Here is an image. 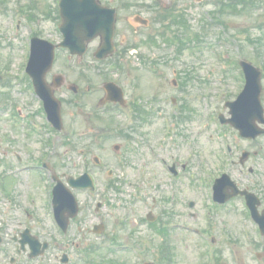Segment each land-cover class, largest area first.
<instances>
[{
    "label": "rangeland",
    "instance_id": "rangeland-1",
    "mask_svg": "<svg viewBox=\"0 0 264 264\" xmlns=\"http://www.w3.org/2000/svg\"><path fill=\"white\" fill-rule=\"evenodd\" d=\"M234 1L235 5L229 3L230 0H201L199 3H195V0H124V3H129L132 7L128 11L119 12V42H138L140 52L159 60L167 82L162 84L161 80L162 85L158 91L159 79L155 76L156 72L150 75L142 73L141 76H145L140 79V88H134L132 78L136 75L138 63L132 55L133 49H129L130 57L127 59L131 69L123 75L120 83L125 85L129 100L139 98L138 94H142L140 104L146 111H150V121L147 117L146 120L135 123L133 128L126 127L129 124L127 120L130 119L125 121L124 116L119 113V116H115V128L119 134L111 135L99 143L100 134L93 132L90 136L89 127L92 123L86 118L87 109H79L80 114L70 121L75 125L74 140L70 143L74 147H71L66 144L68 141L65 137L70 120L67 116L69 111L66 110L64 128L58 137L52 139L47 155L52 151L55 160H59L60 173L76 175L82 171L95 172L98 178L97 199L101 198L106 203L96 213L95 200L85 203L88 194L75 192L85 208L76 224H73L72 230L75 241L79 244L74 250L76 264H142L144 261L166 264L169 246L172 264H215L212 259L215 245L219 256L218 264H264V255L261 259L256 256L257 253H264V237L261 238L254 227L249 226L247 232L243 228L247 221L240 198L230 200L227 203L228 210L212 208L211 205V212L206 214L209 202L207 189L202 185L206 173L217 175L224 168L231 179L243 187L252 188L264 198V152L259 150V143L264 144V137L256 141L241 138L234 128L229 125L220 127L217 119L212 118V115L216 117L217 112L228 116V108L224 105L228 99L224 97L221 99L223 102H220V97L226 94L230 100L235 98L242 83L236 66L239 59L249 60L261 69L263 79L260 98L264 103V0H244L246 3ZM101 2L107 4L108 1ZM55 5L56 0H0V96L7 91L11 93L12 100L20 101L22 98L21 94L16 93L17 88L9 87L8 81L21 80L23 52L27 45L25 35L37 29L49 39H59L55 29L58 23ZM221 5L223 8L219 10ZM20 8H24L23 13ZM165 11L172 12L174 16L184 14L188 27H178L170 20L162 23L153 20L157 13ZM28 12L33 14L32 20L27 17ZM139 12L149 19V25L138 27L140 31L136 34L132 32V28L137 23L133 22L130 29L125 28V25L128 24L127 18ZM18 23L17 29L15 26ZM164 23L168 27H164ZM162 29L165 31V38H170L171 42L160 35ZM149 34L155 37L157 45L141 42ZM182 34L186 45L179 52L178 41L172 39ZM221 52L226 54L225 58L220 57ZM62 58L60 56L55 60L51 72L68 70ZM225 59L230 61L228 68L222 71L219 60L227 63ZM80 62L81 60L74 59L70 61L68 71L71 74L67 80H73L78 73L81 74ZM100 78L97 71L92 72L94 84L100 82ZM83 84L79 85L83 87ZM221 84L225 89L220 88ZM154 93L159 94L163 100L157 102L155 107L148 100ZM64 95L58 93V96ZM97 95L92 94L93 100ZM171 98L175 99V103ZM183 104L186 110H181ZM154 108L155 112L151 111ZM164 115L166 119L162 118ZM4 118H0V152L7 146L1 136L9 127ZM168 120L172 123V128L163 142L162 133ZM100 125L105 127L103 123ZM7 132L18 141L13 150L21 155L24 154L21 142L34 154L37 150L44 149L41 138L36 135L26 136L19 129L17 134ZM121 133L129 137H124ZM134 139L147 142L137 145ZM147 143L153 144L168 162H177V169H181L180 165L185 163L186 170L176 179L170 180L171 176L166 170L149 157ZM114 144L120 145V156L113 152ZM227 145L232 148V152L227 150ZM191 149L193 152L189 153ZM244 150L249 151V157L241 166L238 159ZM80 152H86L85 156ZM96 153L103 156L106 169L114 170L113 181L118 189L106 185V175L101 172L105 169L100 171L94 167L91 158ZM119 157L125 162L122 166L119 164ZM232 159L235 164L230 163ZM5 164L6 157L0 154V175L7 169ZM250 167L253 173L249 171ZM212 178L209 174L207 181ZM15 180L26 183L31 180V176L22 173ZM9 186H12L11 180ZM190 201L193 202L192 206H189ZM38 203H43V198ZM148 211H153L157 216L153 222L145 218ZM10 213L14 214L13 210L7 209L6 200L0 198V223L7 222L5 218ZM100 215L106 219L105 229L96 234L91 229L94 223H98ZM33 219L31 224L46 221L40 209H37ZM161 221H178L185 227L169 230L166 236L155 230L154 225L159 226ZM79 225L81 232L77 230ZM190 227L207 229L217 243L213 247L208 245L207 241L188 229ZM39 235L45 239L46 233ZM55 236L57 235L54 233ZM112 239L126 246L135 245L143 256L134 254L128 248L99 247ZM90 245L95 246L87 254L89 261H85V250Z\"/></svg>",
    "mask_w": 264,
    "mask_h": 264
},
{
    "label": "flooded vegetation",
    "instance_id": "flooded-vegetation-1",
    "mask_svg": "<svg viewBox=\"0 0 264 264\" xmlns=\"http://www.w3.org/2000/svg\"><path fill=\"white\" fill-rule=\"evenodd\" d=\"M117 12L119 14V4H117ZM123 10V9H122ZM119 42V23H118V30L116 35V42ZM99 38H95L93 41V44H98ZM126 50V42H120V47L118 43V48L115 49V52L110 57L105 58L104 60L100 61L102 62V68L105 70L112 71L111 76L103 78L99 83H96L94 87L93 86V80H92V67L97 65L96 71L101 72L103 71L102 68H100V65L98 61H95L92 59L91 55H88V61L87 64L83 66L84 69V75L82 76L84 79L88 78L89 84L85 86V92H93L96 89L101 88L100 90V97L97 98V100L100 102L101 99L105 98L106 92L103 88L104 84L106 82L112 81L116 83L119 86V68H122V66H119L120 64H123L124 62V54ZM138 58L140 60H145L146 57L144 55H138ZM93 63V64H92ZM65 68V67H63ZM96 68V67H95ZM66 69V68H65ZM62 74L63 83L60 87L54 88L52 84H50V87L52 89L53 94L56 96L58 93H64L66 94V99H62L61 101L64 103V107H68L70 103L74 102L76 99V94L74 92H71L69 89V82L67 79L70 77V72L67 70H60L57 72H51L49 71L46 75V79L48 82H50L54 75ZM81 78V77H80ZM74 80V79H73ZM78 80V79H77ZM23 87V90L21 87L12 86V88L19 89L16 93L21 94L22 98L20 102H17L16 105L9 104L7 107V113L8 115V121H11L9 125L8 131L10 133L17 134L18 132V122L23 121L25 124V128L21 129H27L29 131L30 135H33L35 133L36 128H43L44 125V110L42 106L41 100L37 97V95L32 90L31 82H24L20 83ZM20 85V86H21ZM78 92V88H77ZM31 94V95H29ZM68 95V96H67ZM75 96V97H73ZM100 107H95L93 110L92 102H88V105H86V108L89 110L87 112V119L92 123V125L89 128V132L94 131L98 132L100 134L106 132L107 130L100 125V121L102 118L105 117H113L112 113L109 112H97V110L100 108L101 110H106L108 107H112L114 109L119 108V103H112V102H104L102 105H99ZM92 110L94 112H92ZM92 114H94V117L92 118ZM94 120V121H93ZM94 122H97L94 123ZM50 129V128H48ZM52 130V129H51ZM20 142V141H19ZM6 143H7V150L6 154L9 155V157L15 156V159L17 160L16 165L21 162L22 158L17 152L12 150L15 146H17L18 141L14 138V136L10 135V137H6ZM25 155L27 156V152L24 151ZM30 155V154H29ZM44 157L46 160L43 162L40 161L39 163L31 162L32 165L35 167H43V163H45L46 166V172L45 174L34 172L32 173L31 180L28 183H22L21 181L14 180L13 181V187L6 186L4 188V196L6 197L7 201V209L13 210V213H10L7 216V222L5 224H2L0 226V238H1V245L4 243V249L0 251V264H32L31 262L34 260L42 259L44 258L46 253H51L54 259H59V255L66 254L67 255V262L66 264H71L70 260L72 259V255L70 252V249L72 250L73 246L75 245L74 240H68L67 242H58L53 241L49 244L48 249L43 253L42 256L31 258L29 256V250H28V244L26 241V238L21 235L23 232H29L33 235L38 236V234L42 233H50L52 230V225H50L49 220L47 216L50 214L49 206L47 203H43L41 205H34L32 209L35 211L30 214L33 215L36 213L37 209H40L43 213V215L46 218V221L41 222H35L31 225H23L22 220L20 219V212L19 208L21 205L28 203L29 198L31 197L32 202L34 201L32 198L37 199L43 197V194L45 198L49 201L51 200L52 195V187L54 185V182L50 179L46 180V175L51 176L52 174H55L56 176L60 177L62 176L65 178L67 175L66 173L60 174L59 173V163L55 162V157L52 153L46 155ZM12 159H7V164L9 166H12ZM36 164V165H35ZM46 183V184H45ZM17 185L21 188H16ZM248 189L247 187H245ZM249 190V189H248ZM260 200V207L259 209L262 211L264 210V198L260 195L256 194ZM34 201V202H35ZM17 215V216H16ZM40 221V220H38ZM21 242H23V245H21ZM56 250V251H55ZM3 260V261H2ZM59 263V261L57 260ZM63 264V263H59Z\"/></svg>",
    "mask_w": 264,
    "mask_h": 264
},
{
    "label": "water",
    "instance_id": "water-1",
    "mask_svg": "<svg viewBox=\"0 0 264 264\" xmlns=\"http://www.w3.org/2000/svg\"><path fill=\"white\" fill-rule=\"evenodd\" d=\"M69 6L72 8L70 11H68ZM61 11L63 17L62 28L66 32V40L62 44L69 46L73 51L81 53L85 47L84 41L91 39L96 33H101L104 40L102 49L105 50L111 47L114 21L113 9L99 6L95 0H68V3L63 5ZM40 42L37 41L36 46H34L30 62L31 72L33 71L34 73L39 70H45L50 66L52 61L51 45ZM41 67L43 68L40 69ZM246 72L248 82L243 95L250 93L251 101L249 104L251 108L249 111L244 112L243 115L239 112L232 111V123L241 129V133L248 135L251 129H253L254 119L260 115L258 108L259 73L247 64ZM40 73L42 74L43 72ZM36 80L40 83L42 80L41 76L37 75ZM47 99L52 120L56 118L58 121V108H53V105H50L51 100L48 97Z\"/></svg>",
    "mask_w": 264,
    "mask_h": 264
}]
</instances>
